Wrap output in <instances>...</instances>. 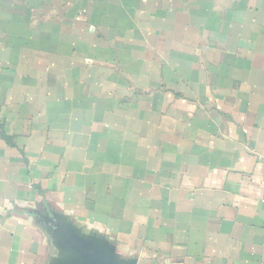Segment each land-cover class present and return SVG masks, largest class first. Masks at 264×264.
<instances>
[{
	"label": "crops",
	"instance_id": "1",
	"mask_svg": "<svg viewBox=\"0 0 264 264\" xmlns=\"http://www.w3.org/2000/svg\"><path fill=\"white\" fill-rule=\"evenodd\" d=\"M264 0H0V264H264Z\"/></svg>",
	"mask_w": 264,
	"mask_h": 264
},
{
	"label": "built area",
	"instance_id": "2",
	"mask_svg": "<svg viewBox=\"0 0 264 264\" xmlns=\"http://www.w3.org/2000/svg\"><path fill=\"white\" fill-rule=\"evenodd\" d=\"M260 201L264 204V190H263V192L261 194Z\"/></svg>",
	"mask_w": 264,
	"mask_h": 264
}]
</instances>
